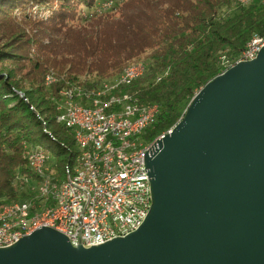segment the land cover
<instances>
[{
  "label": "trees",
  "instance_id": "trees-1",
  "mask_svg": "<svg viewBox=\"0 0 264 264\" xmlns=\"http://www.w3.org/2000/svg\"><path fill=\"white\" fill-rule=\"evenodd\" d=\"M96 0H0V13L36 4L46 13L36 40L47 38L33 66L30 90L13 71L0 68V209L35 197L37 176L28 166L30 148L51 158L63 178L79 153L71 129L56 121L62 88H92L121 74L137 59L144 72L123 89L140 104H157L144 134L152 142L180 119L194 94L220 74L219 57L237 58L253 35H264V0H122L111 9H91ZM228 8L230 14L220 10ZM25 13V12H24ZM44 13V14H45ZM49 37H56L50 39ZM19 59L0 50L2 61ZM54 80L44 85L45 76ZM157 78H159L157 80Z\"/></svg>",
  "mask_w": 264,
  "mask_h": 264
},
{
  "label": "water",
  "instance_id": "water-1",
  "mask_svg": "<svg viewBox=\"0 0 264 264\" xmlns=\"http://www.w3.org/2000/svg\"><path fill=\"white\" fill-rule=\"evenodd\" d=\"M145 163L137 230L85 248L42 226L0 264H264V47L207 81Z\"/></svg>",
  "mask_w": 264,
  "mask_h": 264
},
{
  "label": "bare ground",
  "instance_id": "bare-ground-1",
  "mask_svg": "<svg viewBox=\"0 0 264 264\" xmlns=\"http://www.w3.org/2000/svg\"><path fill=\"white\" fill-rule=\"evenodd\" d=\"M237 1L247 4L251 0ZM263 44L264 35H253L240 55L231 62L221 55L220 58L222 65L225 67L224 70L226 71L235 64L240 63L245 50H251V57H256L260 51V46L254 45ZM143 72L144 65L142 62L131 63L123 69L117 78L104 80L90 89L74 85L62 88L59 91L57 105L67 109V114H78V109H81V111L93 115L89 118V126H99L100 124L102 126L89 128V135L96 136V138L92 140L91 138L81 139L71 123L61 119L58 109L56 121L72 130L74 140L79 149L77 158L80 157V160L76 161L75 167L72 170H68L63 178H58L50 171V165H46L43 168L36 166L34 155H37L38 150H42L44 156L49 155L42 148H30L27 160L30 170L37 176L32 185L35 197L8 203L0 209V238L1 236H12L18 229H32L35 227V221H39L44 213L50 211V207L59 205L63 198L67 196V193H71L72 180L89 177L87 168L90 166V162H93L95 167H102L112 154L115 158H122L135 156L136 154H141L142 151L151 149L155 140L147 142L144 134L146 129L156 119L158 105L154 103L140 104L137 98L123 89V87L131 84L133 80L142 75ZM48 78L51 77H46L47 85L53 81ZM100 89L101 91H97ZM145 111H148L147 118L143 123H138ZM120 114H127V118H123L121 127L112 129V124L109 123L112 115ZM138 136H141L144 141H138ZM94 150H96V153H94ZM50 187L55 188L51 196H49ZM47 196L49 198L39 202V199ZM118 237L112 236L111 240ZM19 240L13 239L12 245Z\"/></svg>",
  "mask_w": 264,
  "mask_h": 264
},
{
  "label": "built area",
  "instance_id": "built-area-1",
  "mask_svg": "<svg viewBox=\"0 0 264 264\" xmlns=\"http://www.w3.org/2000/svg\"><path fill=\"white\" fill-rule=\"evenodd\" d=\"M254 46H260L261 50L264 44ZM255 58L251 57V50H245L240 62ZM57 107L61 119L71 123L81 139L96 138L89 135V128L101 127L102 124L89 126V118L93 115L81 109H78V114H67V109L59 105ZM148 111L138 123L144 122ZM123 118H127V114L112 115L109 122L112 129L121 127ZM149 151L122 158H115L112 154L102 167H95L90 162L87 168L89 177L72 180L71 193H67L59 205L50 207L48 213L35 221V227L18 229L12 236H1L0 248L11 246L13 239H21L42 226L59 231L73 246L85 248L108 242L112 236L124 237L134 232L144 222L152 205L150 177L145 163ZM34 159L38 168L51 165V156H44L42 150H38ZM79 160L80 157L76 159ZM54 191L55 188L50 187L49 196ZM49 196L42 197L39 202Z\"/></svg>",
  "mask_w": 264,
  "mask_h": 264
},
{
  "label": "rangeland",
  "instance_id": "rangeland-1",
  "mask_svg": "<svg viewBox=\"0 0 264 264\" xmlns=\"http://www.w3.org/2000/svg\"><path fill=\"white\" fill-rule=\"evenodd\" d=\"M121 1L122 0H96L94 6L91 9H83L82 14H88L93 10L100 8L106 9L107 7V9H111L113 6L118 5V3ZM41 9L42 8L40 6L33 4L31 6H27L22 11L15 8L14 9L9 8L8 10L5 11L8 14L11 13L9 15L0 13V50H7L8 52L12 54H16L19 57V59H15V60L13 59L12 61H6V62L2 61V65L0 68H2L4 72L13 71L14 80L19 82V84L22 86V90H30L32 88L30 79L32 78L31 76L37 71V68L33 66L34 59L37 58L38 55L42 57L41 55L42 52L39 51L38 49H40V47L43 44L49 42V40L44 37L39 40L42 41V44H40L36 40L37 36L34 37L35 32L39 33L41 31L42 28L41 22L46 19L45 16L46 13ZM220 12L223 15H227L230 14L231 10L228 8H222ZM49 38L52 40L53 38L56 39V37H49ZM221 55L225 56V58L230 62L235 59V58L234 59L228 58L225 53H222ZM142 60L144 59L142 58L137 59V61L133 63L142 62ZM219 64L222 67L221 72L225 71L224 70L225 67L222 65L220 57H219ZM47 76L54 78L51 74L46 75L44 79L45 86L47 85L46 84ZM115 78H117V76L106 80H112ZM158 79L159 78H157V80ZM137 140L144 141V139L141 136H138ZM51 161L53 163L55 162L53 158H51Z\"/></svg>",
  "mask_w": 264,
  "mask_h": 264
}]
</instances>
